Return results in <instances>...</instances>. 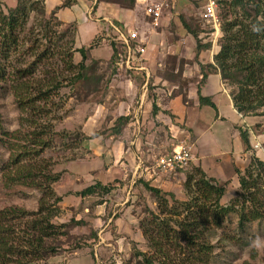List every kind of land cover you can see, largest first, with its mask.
I'll return each instance as SVG.
<instances>
[{
  "label": "rangeland",
  "instance_id": "rangeland-1",
  "mask_svg": "<svg viewBox=\"0 0 264 264\" xmlns=\"http://www.w3.org/2000/svg\"><path fill=\"white\" fill-rule=\"evenodd\" d=\"M116 1L120 7L133 10L131 23L127 28H120L121 32L108 23L101 36L92 38L90 48L75 41L71 44L78 30L59 23L52 13L44 12L39 0H30L29 19L21 31L19 46L11 47L8 59L0 51V75H3L0 79V211L10 207L29 212L38 209L45 183L41 186L23 183L30 177L20 178L16 167L25 161H13L21 154L17 145L32 138L44 140L47 145L38 147L39 156H29L26 162L33 166L34 173L38 172L34 177L38 184L44 182V167L59 174L51 186L61 201L57 204V215L51 220L55 224H70L72 246L87 242L86 246L75 249L68 247L64 238L52 241L49 243H57L61 248L57 253L41 260L27 257L21 264H136L135 249L153 252L139 222L148 210L157 212L156 198L143 183L159 188L173 180L170 192L173 191L178 201L188 199L184 181H180L178 174L175 178V173L185 175L194 166L171 172L156 165L159 157L172 152L176 146L189 147L187 141L171 138L156 121L155 128L159 131L144 137L152 120L147 113L136 111L137 101L140 93L146 92L151 98L155 95L153 90L159 88L169 98L180 94L179 100L184 102L182 97L188 88L196 81H203L198 71H211L207 63L214 62L222 35L215 44L202 35L203 25L198 18L200 5L192 0H181L177 8L171 12L166 10L161 18L163 23L154 30L147 18L144 19L141 3L134 0L130 6L128 0ZM7 2L0 0V20L16 5L14 0ZM233 16L232 7L224 4L222 23L232 20ZM127 30H135L138 42L146 48L142 56L135 54L137 58H130L128 63L120 40V35ZM80 46L89 49L87 67L83 79L73 83L69 78L76 68L70 67L69 61L74 65L79 63L81 56L74 50ZM109 49L111 54L115 51L113 59ZM55 83L60 86L55 88ZM230 85L229 93H235L236 87ZM37 89L48 93L30 108V98H36ZM139 130L144 135L141 141L137 135ZM95 182L112 185L113 190L102 198L78 196L80 190ZM221 183L229 190L220 203L233 206L235 212L224 216L219 227L211 226L205 231L212 246L207 264H264V219L239 228L238 175ZM169 202L173 201L169 199ZM54 207L52 204L50 208ZM14 224L10 231L21 234L24 224ZM8 233L9 230L5 235Z\"/></svg>",
  "mask_w": 264,
  "mask_h": 264
},
{
  "label": "trees",
  "instance_id": "trees-1",
  "mask_svg": "<svg viewBox=\"0 0 264 264\" xmlns=\"http://www.w3.org/2000/svg\"><path fill=\"white\" fill-rule=\"evenodd\" d=\"M21 1L18 0L14 8H9L8 15L0 20V51L5 59H8L11 47L19 46L21 31L29 19L27 4L30 0H24V4ZM119 2L125 3V0ZM128 5L133 6L134 0H128ZM229 5L234 16L232 20L222 23L220 49L214 56L213 64L209 66L219 70L221 79L227 85L236 87L237 91L230 95L239 113L244 116H264V0H232ZM42 10L44 11L43 7ZM68 26L75 31L74 23ZM73 41L74 36L70 43ZM88 50L85 47L74 50L80 54L81 60L77 65L69 61L70 67L76 68V72L69 78L73 83L84 77ZM198 50L199 48L196 50V57L200 52ZM114 53L110 59L116 56ZM68 58L71 60L70 56ZM4 67L6 66L1 68ZM202 74L205 79L207 73ZM0 79H3V75H0ZM53 85L58 88L60 83ZM47 93L37 89V96L30 98L29 107L33 108L34 102ZM199 101L201 104L214 106L208 97L199 95ZM153 107V111H156L155 105ZM32 139L17 145V148H21V154L17 155L19 158L16 157L13 163L24 160V164H18L16 167L17 173L21 175L19 177H30L28 182L23 181L29 185L41 186L45 183L44 193L39 198V207L36 211L29 212L19 207L0 211V264H21L22 259L27 257L28 260L45 259L61 249L56 242L62 238L68 247L72 246L69 242L70 224H55L51 220L57 215V204L61 201V197L51 186V183L59 179V174H53L44 167L45 172L42 174L44 182L38 184L34 180L38 172L34 173L33 166L26 162L29 156H39V146L47 145L44 140ZM190 171L185 174L183 182V188L188 195L186 201H178L171 192H165L147 182L143 183L156 198L157 212L148 210L147 216L139 222L142 235L153 252L148 254L135 249L136 264L208 263L212 256V246L205 236V231L211 226L219 227L224 216L235 212V209L233 206H223L220 203L225 193L224 184L207 177L199 167H192ZM236 173L239 182L236 195L241 200L240 210L237 212L238 227L244 228L246 223L264 219V161L251 157L244 171L236 170ZM112 190V185L95 182L77 194L81 198L93 195L102 198ZM168 198L173 201L172 204ZM98 203L101 204V200ZM52 204L56 207L50 208ZM15 222L24 224L20 229L21 234L15 233L14 230L10 231V228L14 229ZM8 230L9 233L5 235ZM96 236L94 233L93 237ZM52 241H56V244L49 243ZM86 244L87 242H76L72 248H81Z\"/></svg>",
  "mask_w": 264,
  "mask_h": 264
},
{
  "label": "crops",
  "instance_id": "crops-1",
  "mask_svg": "<svg viewBox=\"0 0 264 264\" xmlns=\"http://www.w3.org/2000/svg\"><path fill=\"white\" fill-rule=\"evenodd\" d=\"M2 1L8 3L7 0ZM39 1L44 12L50 14L53 11L54 17L63 25L74 23L78 30L74 41L85 47L93 41L92 38L101 36L108 23L114 30L120 31V28H127L131 23L133 13L132 9L120 7L116 0ZM180 1L173 0L174 8L172 9L177 8ZM17 2L18 0H14L16 5ZM149 20L147 18L146 21L150 23ZM163 21L160 19V26ZM148 25L150 26V24ZM82 39L85 40L84 44ZM104 40L105 38L102 39V41ZM109 50L111 55V49ZM210 64L213 62L208 61L207 65ZM198 74L200 77L203 76L200 71ZM158 89L153 90L155 97L152 95V99L148 93H140L136 111L147 113L146 116L152 121L149 122V130L145 136L141 135L139 130L138 140L141 141L142 136L147 138L151 133L159 131L155 128L157 125L155 121L164 128L167 134L170 133L171 138L178 137L176 140L183 138L190 147L191 162L179 170H184L190 165L199 167L207 176H213L217 183L222 184L221 182L224 183L237 176L236 170H244L251 157H257L264 161V116H244L236 110L229 93L230 88L221 79L218 69L212 67L202 82L193 83L188 88L185 97H182L184 102L179 100L180 94L169 98V95L167 96L164 91L162 93ZM199 95L208 97L214 106L201 104ZM173 104H176V107H173ZM154 105L156 111H153ZM138 122L141 124L140 118H138ZM159 125L158 127H160ZM177 174L180 176V181H184V173H175V178L178 177ZM172 181L167 182L166 187H158L170 192L174 184ZM225 188V193H227L229 189ZM225 193L222 198L225 197ZM222 201L220 199L221 203H223Z\"/></svg>",
  "mask_w": 264,
  "mask_h": 264
},
{
  "label": "built area",
  "instance_id": "built-area-1",
  "mask_svg": "<svg viewBox=\"0 0 264 264\" xmlns=\"http://www.w3.org/2000/svg\"><path fill=\"white\" fill-rule=\"evenodd\" d=\"M200 5L198 18L202 23V35L210 39L214 44L218 37L222 35V10L224 4H229L232 0H192ZM144 7V15L150 19V26L154 30L159 26V21L166 10H172L173 0H137ZM187 6L191 5L189 3ZM121 43L125 46L128 63L135 54L142 56L146 48L138 42V33L135 30H127L126 34L120 35ZM214 47V46H213ZM212 47V49H214ZM218 45H216V49ZM215 50V49H214ZM217 51V50H216ZM121 56V55H120ZM121 60H123L121 56ZM189 162L191 156L189 147L179 145L167 155L158 158L156 165L165 170L174 172L183 169Z\"/></svg>",
  "mask_w": 264,
  "mask_h": 264
}]
</instances>
